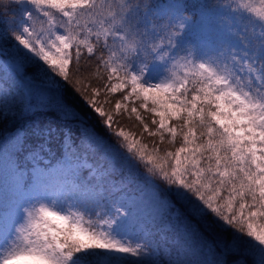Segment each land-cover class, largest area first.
I'll return each mask as SVG.
<instances>
[{
	"label": "snow or ice",
	"instance_id": "1",
	"mask_svg": "<svg viewBox=\"0 0 264 264\" xmlns=\"http://www.w3.org/2000/svg\"><path fill=\"white\" fill-rule=\"evenodd\" d=\"M0 264H264V0H0Z\"/></svg>",
	"mask_w": 264,
	"mask_h": 264
},
{
	"label": "trees",
	"instance_id": "2",
	"mask_svg": "<svg viewBox=\"0 0 264 264\" xmlns=\"http://www.w3.org/2000/svg\"><path fill=\"white\" fill-rule=\"evenodd\" d=\"M12 15H13V12L10 11L8 13V18H11ZM55 123H56L55 118L52 116H49V115H35V116H32L31 118H26V119L21 121L22 127L26 128V129L34 127L36 125H43V124L55 125ZM164 243L165 242L163 240L160 241V244L162 247L164 246ZM161 258L165 259V257H163V255Z\"/></svg>",
	"mask_w": 264,
	"mask_h": 264
}]
</instances>
